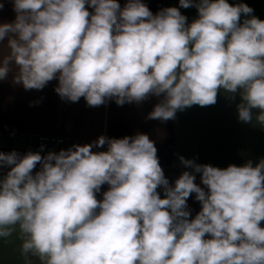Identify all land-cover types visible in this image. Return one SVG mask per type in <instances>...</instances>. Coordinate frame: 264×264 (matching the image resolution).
<instances>
[{
  "label": "clouds",
  "instance_id": "9594fccd",
  "mask_svg": "<svg viewBox=\"0 0 264 264\" xmlns=\"http://www.w3.org/2000/svg\"><path fill=\"white\" fill-rule=\"evenodd\" d=\"M12 3L15 20L0 24L9 49L0 80L14 64V84L41 90L55 79L62 100L83 97L91 107L161 97L148 114L161 121L214 105L223 89L239 94L240 121L257 109L264 126V20L247 4L179 0L198 10L188 24L178 8L153 15L142 0ZM242 15L250 18L241 23ZM180 161L205 187L189 171L170 186L146 134L100 136L43 156L0 152V169L10 168L0 178V238L18 226L22 254L41 264H264V159L224 169ZM192 193L201 210L190 219Z\"/></svg>",
  "mask_w": 264,
  "mask_h": 264
},
{
  "label": "crops",
  "instance_id": "0c3cea01",
  "mask_svg": "<svg viewBox=\"0 0 264 264\" xmlns=\"http://www.w3.org/2000/svg\"><path fill=\"white\" fill-rule=\"evenodd\" d=\"M123 8L127 0H117ZM153 15L168 7H176L191 24L198 19L196 7L182 8L179 0H142ZM231 5L247 4L253 9L251 15L264 20V0H227ZM0 24L15 20L12 0H0ZM90 13L94 9L86 5ZM245 18L241 16V23ZM7 39L0 42V61L8 55ZM8 77L0 80V149L16 151L21 156L29 151L59 152L69 147L37 145L36 136L40 134L62 136L66 139L84 140L91 144L100 136L120 139L125 136L146 134L157 149V157L161 168L183 165L180 157L193 160L197 164H208L221 169L229 165L244 166L249 160L255 166L264 159V126L256 122L259 110L253 109V119L249 123L238 119L237 105L241 102L239 94L232 98L231 93L220 89L214 105L201 107L193 105L176 113L175 119L161 121L148 119V114L160 101L161 97L150 96L137 103L117 105L109 100L100 106L91 107L81 97L78 102L62 100L55 92L58 80L50 81L43 89L25 90L22 85L13 83L16 72L15 65ZM84 144V145H85ZM83 146V145H82ZM107 149V145L104 146ZM100 148L93 147L94 152ZM40 168L38 164L33 173ZM6 173H0L3 178ZM201 187V181H196ZM174 186V185H170ZM109 185L101 186L96 193L98 200ZM158 193L164 198L163 187ZM205 191L207 189L205 188ZM187 210L190 219L201 210V204L192 193L187 199ZM264 227V221L261 222ZM210 238V237H206ZM19 228L10 237L0 238V264H41L32 255L22 254Z\"/></svg>",
  "mask_w": 264,
  "mask_h": 264
},
{
  "label": "built area",
  "instance_id": "2783aa9c",
  "mask_svg": "<svg viewBox=\"0 0 264 264\" xmlns=\"http://www.w3.org/2000/svg\"><path fill=\"white\" fill-rule=\"evenodd\" d=\"M35 142L39 146H46V145H51L55 147H59L62 145H66L67 147L71 148L73 145H84L85 141L84 140H79V139H66L62 136H56V135H48V134H40L36 136ZM107 149L103 146L100 147L99 151H106ZM10 170L9 167H4L3 169H0V173H6ZM40 168L36 171H39ZM35 174V172L33 173Z\"/></svg>",
  "mask_w": 264,
  "mask_h": 264
},
{
  "label": "water",
  "instance_id": "95a60500",
  "mask_svg": "<svg viewBox=\"0 0 264 264\" xmlns=\"http://www.w3.org/2000/svg\"><path fill=\"white\" fill-rule=\"evenodd\" d=\"M0 152H3L5 154L12 152L11 150H5V149H0ZM165 177L168 179L169 181V185H174L175 184V180L179 178V176L184 172V171H189V172H193V174L195 175V181H201V174L200 173H194V170L191 168H186L184 165H180V166H174V167H166V168H162ZM162 187V186H161Z\"/></svg>",
  "mask_w": 264,
  "mask_h": 264
}]
</instances>
